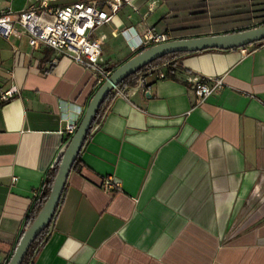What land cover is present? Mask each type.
Wrapping results in <instances>:
<instances>
[{"label":"crops","instance_id":"obj_1","mask_svg":"<svg viewBox=\"0 0 264 264\" xmlns=\"http://www.w3.org/2000/svg\"><path fill=\"white\" fill-rule=\"evenodd\" d=\"M40 1L0 0V12ZM80 1L109 0L52 4ZM244 4L125 0L93 37L104 36L102 63L113 71L138 53L132 47L147 28L179 39L256 25L233 18ZM245 47L181 55L168 76L163 63L165 77H148L149 91L132 85L115 95L69 174L34 264H264V40ZM208 76L224 85L200 102L193 87ZM99 86L92 70L33 48L27 34L0 36V264L65 152L67 124L80 122Z\"/></svg>","mask_w":264,"mask_h":264},{"label":"built area","instance_id":"obj_2","mask_svg":"<svg viewBox=\"0 0 264 264\" xmlns=\"http://www.w3.org/2000/svg\"><path fill=\"white\" fill-rule=\"evenodd\" d=\"M56 0H42L27 10L15 11L7 7L0 12V36L9 38L13 35L27 34L29 44L33 48L48 46L55 50L58 56H65L92 70L97 75L98 84H103L112 73L102 63L104 36L93 37L98 27L112 21L125 0H109L101 6L96 3L80 1L71 5L53 6ZM130 31L129 28L124 30ZM137 44L132 47L144 49L152 45L172 40L169 32H156L147 28L143 36L137 37ZM243 53L247 48L241 47ZM57 59L54 60L56 62ZM168 64V62L164 63ZM158 72L159 77H165V72L159 65L141 72L133 89L142 88L149 91L148 77ZM222 78L203 77L195 81L194 92L200 102L222 88ZM116 95H127L124 89L115 87ZM17 89L6 92L3 99L7 100ZM79 123H69L66 132L71 138ZM112 176L103 181V186L109 188L114 183Z\"/></svg>","mask_w":264,"mask_h":264},{"label":"water","instance_id":"obj_3","mask_svg":"<svg viewBox=\"0 0 264 264\" xmlns=\"http://www.w3.org/2000/svg\"><path fill=\"white\" fill-rule=\"evenodd\" d=\"M263 40L264 25L235 32L172 39L146 48L115 68L91 98L87 110L62 156L50 195L36 219L21 237L8 264H21L31 244L51 223L59 207L69 174L88 137L95 116L109 92L117 87L120 82L156 59L171 53H192L207 49H234Z\"/></svg>","mask_w":264,"mask_h":264},{"label":"trees","instance_id":"obj_4","mask_svg":"<svg viewBox=\"0 0 264 264\" xmlns=\"http://www.w3.org/2000/svg\"><path fill=\"white\" fill-rule=\"evenodd\" d=\"M236 8H238V9H236ZM236 8L234 9V11H235L236 14H239V15L243 16L242 19H244V21H243L244 24H250L251 22H257L256 25H254V26L246 27V28H243V29H240V30H237V31L246 30V29H249V28H253V27H258V26H263L264 25V0H249V5L244 4L243 7L239 6V7H236ZM145 49L146 48L140 49L138 51V53L143 51V50H145ZM184 54H187V53L186 52H176V53H171V54L165 55V56H163L161 58H158L155 61L151 62L150 64L146 65L145 67L141 68L137 72H135V73L131 74L130 76H128L127 78H125L122 82H120L118 84V87L121 88V89H124L127 86L135 85L137 80H138V76H139V74L141 72L145 71L148 68H151V67L156 66V65H161V64L166 63V62H168V64H167L168 65V71L166 73V76H168V73L172 72L175 69L174 66H176V64L178 63V61H176L175 58L179 57L181 55H184ZM115 95H116V91H115V88H114L113 90H111L109 92V94L107 95L106 99L104 100V102L100 106V108H99V110H98V112H97V114L95 116L94 122H93V124L91 126V129H90V131L88 133V137L90 136L94 126L96 124H98V123H101V121H102V119H103V117L105 115V111L107 109L106 108L107 104L115 97ZM62 156L59 158L58 162L55 164L53 169H51L48 172L47 178L45 180V183L43 184L41 193L37 197L34 205L32 206V208L30 209V211H29V213L27 215V220H26V223H25V227H24V229H23V231H22V233H21V235L19 237V240H18L17 244L19 243L21 237L26 232V230L30 227V225L36 219V217L38 216L39 212L43 208L45 202L47 201V199H48V197L50 195L54 180H55L56 175L58 173V169H59V165H60L61 160H62ZM78 158H79V156H78ZM78 158L76 159V161L74 163V166L78 162ZM54 218H55V216H54ZM54 218L52 219L51 223L39 234V236L31 244L30 249L28 250V252H27V254H26V256H25V258H24V260L22 261L21 264H34V261H35L37 255L39 254L41 249L45 246V244L49 240V237H50V226H51Z\"/></svg>","mask_w":264,"mask_h":264},{"label":"rangeland","instance_id":"obj_5","mask_svg":"<svg viewBox=\"0 0 264 264\" xmlns=\"http://www.w3.org/2000/svg\"><path fill=\"white\" fill-rule=\"evenodd\" d=\"M235 8H236V6H234V9H235ZM236 9H238V8H236ZM242 17H243L242 15L233 16V18H234L235 20H238V19L240 20ZM218 18H219V17H218ZM215 21H216V22H214V24L217 23V25L231 23V21H230V17H228V18H220V19L215 20ZM217 21H218V22H217ZM256 23H257V22H251L250 24H256ZM106 68H107V69L110 68L108 64L106 65Z\"/></svg>","mask_w":264,"mask_h":264}]
</instances>
